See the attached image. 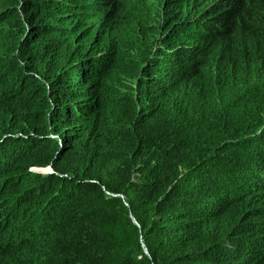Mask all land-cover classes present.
<instances>
[{"label":"trees","instance_id":"16d2710c","mask_svg":"<svg viewBox=\"0 0 264 264\" xmlns=\"http://www.w3.org/2000/svg\"><path fill=\"white\" fill-rule=\"evenodd\" d=\"M0 264H264V0H0Z\"/></svg>","mask_w":264,"mask_h":264},{"label":"rangeland","instance_id":"374dc122","mask_svg":"<svg viewBox=\"0 0 264 264\" xmlns=\"http://www.w3.org/2000/svg\"><path fill=\"white\" fill-rule=\"evenodd\" d=\"M137 55L138 54H134V57L135 59L137 58ZM229 159L232 161V162H235L236 160V156L235 155H232V156H229ZM35 171H40V169H37V168H34ZM144 249V248H143ZM147 254V253H146Z\"/></svg>","mask_w":264,"mask_h":264},{"label":"water","instance_id":"95a60500","mask_svg":"<svg viewBox=\"0 0 264 264\" xmlns=\"http://www.w3.org/2000/svg\"><path fill=\"white\" fill-rule=\"evenodd\" d=\"M132 221V223H133V220H131ZM143 253L146 255V251H145V249H143Z\"/></svg>","mask_w":264,"mask_h":264}]
</instances>
